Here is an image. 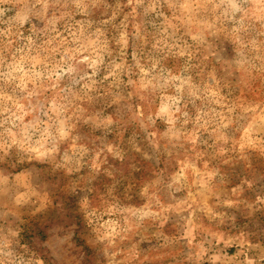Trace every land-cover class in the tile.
Wrapping results in <instances>:
<instances>
[{"label": "rangeland", "instance_id": "obj_1", "mask_svg": "<svg viewBox=\"0 0 264 264\" xmlns=\"http://www.w3.org/2000/svg\"><path fill=\"white\" fill-rule=\"evenodd\" d=\"M0 264H264V0H0Z\"/></svg>", "mask_w": 264, "mask_h": 264}]
</instances>
